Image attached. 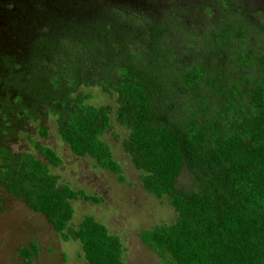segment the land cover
<instances>
[{
	"label": "trees",
	"instance_id": "16d2710c",
	"mask_svg": "<svg viewBox=\"0 0 264 264\" xmlns=\"http://www.w3.org/2000/svg\"><path fill=\"white\" fill-rule=\"evenodd\" d=\"M213 1L220 16L200 34L179 10L163 20L109 0L54 3L30 27L31 59L23 70L7 65L0 81L14 91L0 101V136L51 116L72 154L125 183L102 139L114 113L142 188L176 213L138 234L160 264H264V26L247 19L242 0ZM82 84L114 95V111L88 103ZM38 132L47 136L43 125ZM28 142L48 165L62 164L51 147ZM183 170L187 188L177 186ZM0 186L77 241L87 264H126L120 239L92 215L69 225L71 201L102 199L59 183L33 153L0 145ZM37 250L34 241L20 247L21 264H35Z\"/></svg>",
	"mask_w": 264,
	"mask_h": 264
},
{
	"label": "rangeland",
	"instance_id": "374dc122",
	"mask_svg": "<svg viewBox=\"0 0 264 264\" xmlns=\"http://www.w3.org/2000/svg\"><path fill=\"white\" fill-rule=\"evenodd\" d=\"M116 4L137 10L142 15L154 19L166 18L170 10L181 11L185 23L200 34L215 20L220 12L213 0H112ZM247 10V19L251 22L259 21L264 26V0H242ZM56 0H44L43 7H51ZM48 9V8H46ZM30 14V12H28ZM17 41H14L4 52L0 53V81L8 79V67L5 58L12 63L24 65L33 56L30 41L23 43V29L16 25L12 28ZM12 35V32H9ZM5 45L0 44V48ZM5 57V58H3ZM79 92L90 95L88 103L95 106H108L115 109L114 95H108L97 85H80ZM6 93L14 91L0 83V101ZM110 130H106L102 139L109 145L114 158L123 168L125 183H119L115 175L97 167L89 157H79L71 153L68 146L62 142L57 134L54 118L38 117L35 121L18 123L19 133L15 137L0 136V145L7 144L13 152L28 151L46 164L50 172L57 176L58 182L68 185L72 189H82L87 194H94L102 200L99 203L83 200L71 201L73 218L71 227H76L84 215H92L102 223L110 234L116 235L124 248L123 259L126 264H160L148 248L139 239V232L156 225L170 224L175 220L176 213L166 199H157L147 193L141 186L140 173L130 162L129 156L122 148V140L126 137V130L117 124L114 113L110 114ZM47 129V136L42 137L38 126ZM28 137L51 147L61 158L62 164L50 166L35 152L28 142ZM191 184L188 173L183 170L178 181L179 188H187ZM0 264H21V257L17 251L20 247H27L30 242L37 244L35 264H87L79 243L72 239L64 241L54 232L46 218L30 210L22 199L8 195L0 186Z\"/></svg>",
	"mask_w": 264,
	"mask_h": 264
},
{
	"label": "flooded vegetation",
	"instance_id": "af4514ba",
	"mask_svg": "<svg viewBox=\"0 0 264 264\" xmlns=\"http://www.w3.org/2000/svg\"><path fill=\"white\" fill-rule=\"evenodd\" d=\"M44 0H0V44L5 45L0 48V53L4 52V48L6 49L9 44L14 41H17L16 35L13 33L12 28L16 25H19L23 29V43L24 41H30V47L33 51V39L35 37V33L30 32V27L38 22V13L40 9H46L50 7H43ZM59 3H62L64 8H68L73 4L74 0H56ZM112 2V0H109ZM106 2V0H105ZM114 3V2H112ZM120 5V4H119ZM65 9V10H66ZM30 12V14H28ZM46 21V20H45ZM12 32V35L9 32ZM5 58V57H3ZM7 65H18L8 61L5 58Z\"/></svg>",
	"mask_w": 264,
	"mask_h": 264
}]
</instances>
